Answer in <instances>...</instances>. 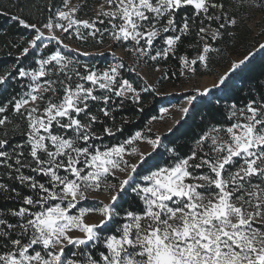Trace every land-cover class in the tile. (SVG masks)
<instances>
[{
    "label": "snow or ice",
    "instance_id": "6c2138e0",
    "mask_svg": "<svg viewBox=\"0 0 264 264\" xmlns=\"http://www.w3.org/2000/svg\"><path fill=\"white\" fill-rule=\"evenodd\" d=\"M85 7V0H62L55 11L46 5L44 21L12 16L32 35L15 45L16 63L0 73V95L12 80L25 89L0 99V167L27 192L0 182L4 198L20 202L0 211V264H264V89L259 99L229 105L224 122L203 131L184 155L170 148L164 166L149 163L162 143L151 125L168 108L122 141L103 143L136 119L120 115L126 101L142 115L144 94L158 92L136 65L143 62L164 80L160 63L169 57L189 78L198 67L209 69L214 56L226 55L220 42L237 38L240 13L264 12V0H104L94 17L81 19ZM193 33L195 42L186 44ZM73 37L101 46L107 39L133 63L114 51L115 62L106 66L83 62L79 56L92 53L64 42ZM258 51L264 42L229 58L212 88L224 86ZM30 52L33 62L25 66ZM125 68L139 82L126 78ZM210 91L191 89L178 109L182 118ZM8 125L22 142H11ZM101 192L106 202L83 206ZM129 192L136 208L124 207Z\"/></svg>",
    "mask_w": 264,
    "mask_h": 264
},
{
    "label": "trees",
    "instance_id": "16d2710c",
    "mask_svg": "<svg viewBox=\"0 0 264 264\" xmlns=\"http://www.w3.org/2000/svg\"><path fill=\"white\" fill-rule=\"evenodd\" d=\"M49 2L53 5V11L62 6V0H0V12L6 11L9 13V15H0V73L11 70L12 66L16 63V57L19 55L20 49L15 45L21 43L22 38H30L32 35L31 30L25 29L23 26L19 25L16 20L12 19V16L21 15L22 18L32 23L44 21L49 14L46 8V5ZM15 4H19V7L23 9V11H18V9L13 6ZM86 4H91V1L87 0ZM191 11L192 9L189 7L187 12L191 13ZM240 15H243V21L242 26L235 30L237 38L235 40L226 38L225 41L220 42V46L225 48L226 53L229 51L234 53L240 46L247 44L246 42L251 32V28L247 25L245 20L251 18V15L249 11L241 12ZM258 40V37H256V43ZM190 42H195V33L185 41L186 44ZM256 43L254 42V44ZM250 49H252V46L248 45L247 49L243 50L240 54H246ZM182 52L183 49H181V53ZM188 54L190 56L195 55V52L189 50ZM221 58V56H214L210 61L209 69L198 67L197 75H204L215 71L217 66L222 65ZM29 62H31V64L33 62L31 52L27 58L22 60V63L25 66L31 65ZM160 66L162 70L167 71L169 76V79L167 80L162 79L160 76L159 82L161 86H163L165 82H170L173 85H181L185 79L189 77L187 73L181 75V65L172 57H169L168 61L161 62ZM20 83L21 81L12 80L7 92L0 95V99H4L7 96L25 90L21 89ZM262 89H264V51H258L241 70H237V72L229 77V80L224 86L211 88L208 95L201 97L196 102L194 110H191L186 118L179 120L180 123L176 124L172 128V131H167L162 134L161 146L153 153L149 163H159L161 166H164L165 161L171 162L169 159V149L172 147H178L180 154L184 155V153L188 152L190 147L194 146L195 138H198L203 131L210 130V128L218 122H224V117L227 115L229 105L233 103L242 105L252 96H256V98L259 99ZM144 95L146 96L144 104L145 112L142 115L139 114L134 110L131 101H126L125 107L121 110L120 115L135 116L136 119L133 123L125 127V131L122 135L118 133L114 138L106 137L103 143L115 144L118 141H122L136 130L147 125L153 115H160L159 110L161 107L165 104H169L171 99H176L177 103L181 99V95L178 93L165 95L158 91L154 94ZM221 112H224V116L221 115ZM117 120L119 122V115ZM3 131L4 129H0V135H2ZM13 135L9 134V137L12 138L11 142L13 144L16 142H22V140L14 141V137H18L19 135H16V133L14 137ZM96 143L99 144L100 141H97ZM145 168H147V165H145ZM145 168L140 170V174L146 172L143 171ZM6 171V169L0 167V182L16 186L19 191L26 193L27 189H24L14 181H9L7 179L5 175ZM25 172L27 173V170H25ZM125 201V208H128L129 206L132 208L137 207L134 194L131 192L125 197ZM19 206L20 202L18 199L6 200L4 195L0 193V211H6L10 208H18ZM12 219L14 220L15 218ZM104 234L107 235L108 233L105 232Z\"/></svg>",
    "mask_w": 264,
    "mask_h": 264
},
{
    "label": "rangeland",
    "instance_id": "374dc122",
    "mask_svg": "<svg viewBox=\"0 0 264 264\" xmlns=\"http://www.w3.org/2000/svg\"><path fill=\"white\" fill-rule=\"evenodd\" d=\"M91 4L87 5V7L83 8L80 12H78V17L81 19L94 17L97 10L99 9V6L104 3V0H90ZM78 0H72L73 4H76ZM87 3V0H85ZM249 13L251 15V18H248L245 20L247 25L251 28V32L248 36L247 44L242 45L238 48V50L234 53H231V51L226 53V56H221L222 65L217 66L215 71L212 73H206L204 75H195L193 77H187L185 81L181 85H173L170 82H165L163 86L160 85L159 78L161 76L160 72H154L151 67L145 68L143 62H141L139 65H136L137 71H145L147 72V75L150 79V82H155L156 87L159 92L165 94V95H171L172 93H178L181 95L180 101L177 103L176 99H171L169 104L163 105L161 108H168L169 111L164 115V118L162 120H158L152 124V130L154 133H159L161 136L163 133L169 131L170 127H174L175 121H179L182 119L181 113L179 112V108L184 105L185 98L188 94H190V90L196 87H199L201 89L208 87L212 88V85L216 81V77L227 71L229 67V58H242L245 54H240L243 52V50L247 49L248 45H251L252 48L258 44V42H264V12L261 10H249ZM243 17V15H242ZM242 26V23L240 27ZM71 32V30H70ZM70 33L63 34L65 37L69 36ZM57 35H60V32L57 31ZM258 37V42L256 43L255 38ZM65 43H68L73 48H79L81 51H89L92 53L91 56H79V59L83 62L88 63H96L98 66L103 67L108 64L114 63V57L112 55V52L114 51L117 57H123L125 62L127 64L133 63V58L127 55L124 50L120 47H118L115 44L111 45V48H109V44L111 43L109 40L105 39L104 45H97L95 41L89 40L87 43L81 42L78 39H75L74 37L72 39H65ZM254 42L256 44H254ZM226 43V42H224ZM253 43V44H252ZM226 45V44H225ZM56 42L53 41L50 43L49 48L54 49L56 47ZM103 52V55H100L99 53ZM73 56H77V53H70ZM31 64V62H29ZM161 67V66H160ZM124 75L126 78H131L134 80H137L139 82V78L136 76L135 72L129 73L127 71V68L124 69ZM8 134L13 135V137L16 135H19L18 131L13 130L12 125L7 126ZM14 141H20L22 140V137L19 135L18 137H14ZM141 147L146 148V145L141 144ZM145 171V170H143ZM143 174H147L144 172ZM141 174V175H143ZM106 194L101 192L98 197L92 198L90 197L87 201L82 202L84 207H97L101 204V202L104 201V196ZM74 212L76 210H73ZM98 215L92 214V219H98Z\"/></svg>",
    "mask_w": 264,
    "mask_h": 264
}]
</instances>
